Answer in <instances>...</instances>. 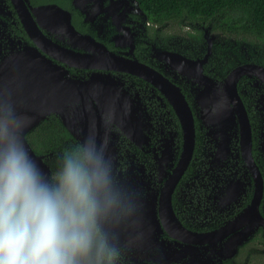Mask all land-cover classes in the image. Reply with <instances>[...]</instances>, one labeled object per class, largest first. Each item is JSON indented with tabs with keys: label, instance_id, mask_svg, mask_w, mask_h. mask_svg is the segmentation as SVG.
Listing matches in <instances>:
<instances>
[{
	"label": "flooded vegetation",
	"instance_id": "1",
	"mask_svg": "<svg viewBox=\"0 0 264 264\" xmlns=\"http://www.w3.org/2000/svg\"><path fill=\"white\" fill-rule=\"evenodd\" d=\"M48 6L70 20L41 10ZM226 43L211 26L164 29L138 0H0V64L35 52L72 80L100 76L96 90L127 102L109 151L141 202L145 237L123 264H264V45ZM98 44L144 65L143 76L89 68L100 63H75L63 52L99 56ZM88 104L86 114L81 100L76 121L67 120L74 133L52 114L70 136L59 152L88 131L93 114L99 129ZM59 152L35 153L49 167Z\"/></svg>",
	"mask_w": 264,
	"mask_h": 264
},
{
	"label": "clouds",
	"instance_id": "2",
	"mask_svg": "<svg viewBox=\"0 0 264 264\" xmlns=\"http://www.w3.org/2000/svg\"><path fill=\"white\" fill-rule=\"evenodd\" d=\"M93 104L102 134L93 114L46 172L24 139L31 118L0 90V264H123L143 242L141 202L109 151L127 102L93 86Z\"/></svg>",
	"mask_w": 264,
	"mask_h": 264
},
{
	"label": "water",
	"instance_id": "3",
	"mask_svg": "<svg viewBox=\"0 0 264 264\" xmlns=\"http://www.w3.org/2000/svg\"><path fill=\"white\" fill-rule=\"evenodd\" d=\"M41 10H56L65 14L68 17V20H70V14L58 6H48ZM98 47L100 48L99 56L79 55L68 50L63 52L67 57L75 59V63L81 61L100 63L98 66H86L89 68L98 67L100 69L127 71L141 77L143 76L144 65L141 63L125 60L113 56L112 54L107 55L108 53L105 47L99 44ZM20 55L27 57L19 58L15 55L0 64V90L10 92L13 98L17 101L19 110L26 113L31 118L30 124L24 132V139L41 168L47 172L49 167L44 163L43 158L38 156L32 150L26 138L27 134L52 114L59 116L68 129L74 133V128L71 129L67 120L70 122L76 121L77 104L81 100L83 101L82 110L83 112L86 111L84 110L85 103L89 100L91 95V91L86 90L92 89L96 84V80L101 79V77L98 75L93 76L86 82L72 80L66 76L67 72L64 71L62 67L55 65L52 61L42 59L35 52L26 51ZM61 59L65 60L63 58ZM65 61L69 62V60ZM37 65H39L40 68L38 74H35V66ZM246 69H248V66L236 69L230 75L229 80L236 81ZM183 109V113L188 114L186 128L190 133L191 143L189 151L192 153L194 126L191 113L185 101L183 102ZM72 126L74 127L73 124Z\"/></svg>",
	"mask_w": 264,
	"mask_h": 264
},
{
	"label": "trees",
	"instance_id": "4",
	"mask_svg": "<svg viewBox=\"0 0 264 264\" xmlns=\"http://www.w3.org/2000/svg\"><path fill=\"white\" fill-rule=\"evenodd\" d=\"M153 19L169 30L177 24L179 30L201 31L211 26L228 39L226 46L235 47V40L244 46L264 45V0H138ZM234 39V40H233ZM69 134L59 119L51 115L27 135L37 154L59 152L58 145Z\"/></svg>",
	"mask_w": 264,
	"mask_h": 264
},
{
	"label": "rangeland",
	"instance_id": "5",
	"mask_svg": "<svg viewBox=\"0 0 264 264\" xmlns=\"http://www.w3.org/2000/svg\"><path fill=\"white\" fill-rule=\"evenodd\" d=\"M176 29H180V27L177 25V24H173V26L171 27V28H169V30H176ZM234 40V39H233ZM228 41V39H226V42ZM235 42V44H237L238 43V41L237 40H235L234 41Z\"/></svg>",
	"mask_w": 264,
	"mask_h": 264
}]
</instances>
